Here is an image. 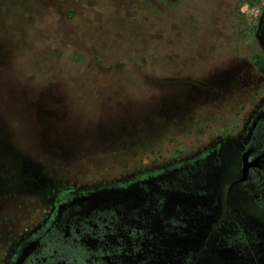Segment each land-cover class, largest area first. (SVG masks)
I'll use <instances>...</instances> for the list:
<instances>
[{"label":"rangeland","instance_id":"1","mask_svg":"<svg viewBox=\"0 0 264 264\" xmlns=\"http://www.w3.org/2000/svg\"><path fill=\"white\" fill-rule=\"evenodd\" d=\"M262 59L264 0H0V264L52 234L112 253L185 208L157 264H264L253 187L227 197Z\"/></svg>","mask_w":264,"mask_h":264},{"label":"trees","instance_id":"2","mask_svg":"<svg viewBox=\"0 0 264 264\" xmlns=\"http://www.w3.org/2000/svg\"><path fill=\"white\" fill-rule=\"evenodd\" d=\"M256 65L259 68L260 72L264 74V61L258 60L256 62ZM147 74L148 76L149 75L151 76L152 73H150L149 71V73ZM187 209L189 208H185L183 210L184 213L182 212L183 213L182 217L180 219L178 218V222L180 224L185 225L183 222H185V220L188 218L190 214V212H187ZM109 222L111 223L112 221L109 220ZM134 224H137V222H134ZM134 228L132 230L126 229L128 231H126V233L124 232L125 242L128 244L123 247L118 246V247L113 248L112 253H109V252L104 253L101 249H98L96 253H89L81 245L73 244L74 242L71 243L70 241H66V242L61 241L63 244H65L64 246L68 247V249L70 250L77 249L81 251L83 255H79L78 253L77 257L74 258L73 256H75L76 253L66 254L65 252H67L68 249L67 250L66 248L62 249L60 245H58L56 242V244L53 245L54 251L50 253V255H54L52 257H56V259L51 258V256L50 257L42 256L41 259L43 261H44V257L45 259H48L50 261H52L51 259H53L56 264H104L98 258L108 254L109 256L114 258L113 260H115V261H110L111 264H157L156 263L157 260L165 259V256L169 257V252L165 250L163 252L160 248L161 246L165 248L167 244V240L169 236L171 235V232H173L174 230L171 231L169 227H166L160 232L155 231L152 234L151 233L148 234V232H142V231L139 232L136 227ZM109 229H111L109 231V234H112L116 228L109 225ZM103 230L104 229L99 226L98 230L93 228L92 230L83 232L82 235L85 233L95 234L96 236H102V235L107 234L108 231L107 230L103 231ZM70 232L71 234L72 233L75 234L74 229H72ZM118 232L120 234L119 230ZM129 245H130V249H129ZM156 247H158L159 249L158 252L156 251ZM47 249H45L44 252L49 250ZM144 250H146V252ZM141 253L142 254L144 253V255H141ZM132 255H133V258H132ZM140 256L143 258H141ZM35 264H42V263H40L38 260V262H36Z\"/></svg>","mask_w":264,"mask_h":264},{"label":"flooded vegetation","instance_id":"3","mask_svg":"<svg viewBox=\"0 0 264 264\" xmlns=\"http://www.w3.org/2000/svg\"><path fill=\"white\" fill-rule=\"evenodd\" d=\"M261 61H264L263 59ZM258 68V67H257ZM259 70V68H258ZM260 71V70H259ZM248 152L249 153V157H248V161L251 164V167L249 169V172L247 174V179L245 182H241V183H236V181L240 180L242 177V155ZM235 185H250L253 187L252 189V201L253 203H255L261 210L264 211V112L262 114V116L255 120V122L253 123V127L251 129V131L248 134V138L247 141L243 147V152L241 154L240 157V161H239V178L237 180H235L230 187L228 188V195L227 197H229L230 192L232 191V188ZM253 193L255 195H253ZM226 205H228L227 201H226ZM189 209H187L188 211ZM184 213V211H180L179 213V219L182 217V214ZM100 219V218H99ZM110 218H105L104 220H109ZM94 222L97 223L101 228L102 225H104V223H102L100 220L94 219ZM179 226V224L175 221V219H171V221L168 224V227L172 230H175L177 227ZM83 232H81L82 234ZM73 238H76L77 235L72 233L71 234ZM61 235L58 234H52V235H48L46 238V241H49V245H48V251L44 252L41 251L38 253V255L36 256L37 259L33 258V262H37V260H39L40 263H44V264H56L55 261L53 259H51L52 261L45 259L44 257V261L41 259L42 256H48L50 257V253L53 252V245L56 244L55 241H57V244L60 245V247L62 249L66 250L68 249V247L64 246L65 244H63L61 241L59 242V239H57L58 237H60ZM50 240L52 242H50ZM44 253V254H43ZM66 254L69 253H76L75 256H73L74 258L77 257V254L79 253V255H83V253L79 250H70L68 249L67 252H65Z\"/></svg>","mask_w":264,"mask_h":264},{"label":"water","instance_id":"4","mask_svg":"<svg viewBox=\"0 0 264 264\" xmlns=\"http://www.w3.org/2000/svg\"><path fill=\"white\" fill-rule=\"evenodd\" d=\"M249 153L245 152L242 155V177L240 180L236 181V183L245 182L247 179V174L249 172V169L251 167V164L248 161Z\"/></svg>","mask_w":264,"mask_h":264}]
</instances>
